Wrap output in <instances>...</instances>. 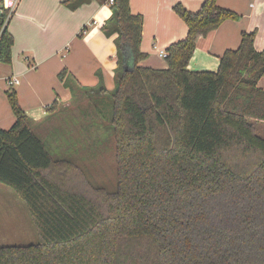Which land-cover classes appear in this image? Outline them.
<instances>
[{
	"label": "trees",
	"instance_id": "obj_1",
	"mask_svg": "<svg viewBox=\"0 0 264 264\" xmlns=\"http://www.w3.org/2000/svg\"><path fill=\"white\" fill-rule=\"evenodd\" d=\"M130 2L114 0L101 28L116 35L114 89L101 73L94 87L67 68L59 74L74 98L80 90L111 95L117 189L95 187L73 161L54 159L10 88L16 119L0 128V183L24 200L39 239L0 246V264H264V137L256 127L264 121V50L255 48L256 33L244 31L216 71L190 70L199 38L240 16L218 0L196 12L177 3L188 35L167 48L166 68L141 66L144 17ZM8 26L0 61L9 64ZM58 109L55 100L48 111Z\"/></svg>",
	"mask_w": 264,
	"mask_h": 264
},
{
	"label": "crops",
	"instance_id": "obj_2",
	"mask_svg": "<svg viewBox=\"0 0 264 264\" xmlns=\"http://www.w3.org/2000/svg\"><path fill=\"white\" fill-rule=\"evenodd\" d=\"M63 2L21 0L10 20L8 29L14 35L15 42L12 62L8 64L0 61V128L9 129L16 119L5 95L9 88L17 90L22 107L34 120V127L50 119L60 111V107L71 102L74 98L72 92L59 78L65 68L83 87L97 86L101 73L106 88L114 89L120 60L114 42L116 35L108 37L101 29L113 13L111 5L93 0L77 10H71ZM203 2L131 0L132 12L144 17L141 49L149 56L139 65L166 68V63L158 62L152 55L153 52L156 57L160 56L154 45L167 50L174 42L184 39L189 31L174 6L182 3L188 10L196 12ZM218 4L236 11L240 17L224 21L208 35L199 38L189 63L190 70L216 71L220 56L227 49L240 45L244 31L255 32V48L264 50V0H218ZM83 26L87 30L81 35ZM13 79L18 82L10 85L9 81ZM258 87L264 90V76L258 80ZM55 100L59 101V109L48 111ZM17 204H20L19 210L22 207L23 213L27 211V205L24 208L19 200L12 199L10 190L0 186V230L10 208Z\"/></svg>",
	"mask_w": 264,
	"mask_h": 264
},
{
	"label": "rangeland",
	"instance_id": "obj_3",
	"mask_svg": "<svg viewBox=\"0 0 264 264\" xmlns=\"http://www.w3.org/2000/svg\"><path fill=\"white\" fill-rule=\"evenodd\" d=\"M152 55L158 62L167 64L165 58L156 57L153 52ZM6 92L7 101L14 114ZM18 99L20 102L19 94ZM24 111L26 112L25 109ZM111 120V95L102 94L99 90L96 93L88 91V95L80 91L50 119L37 127L33 124V129L42 137L54 159L73 161L91 185L113 192L117 189L118 172ZM256 127L257 132L264 137V121L257 122ZM0 186L12 192V199H17L23 207L26 206L24 200L11 187L3 183H0ZM19 206L20 204L12 205L8 218L3 222L0 230L1 245L30 244L39 239L29 209L26 206L27 211L23 213L22 207L20 211Z\"/></svg>",
	"mask_w": 264,
	"mask_h": 264
},
{
	"label": "built area",
	"instance_id": "obj_4",
	"mask_svg": "<svg viewBox=\"0 0 264 264\" xmlns=\"http://www.w3.org/2000/svg\"><path fill=\"white\" fill-rule=\"evenodd\" d=\"M20 1L21 0H0V38L4 28L10 23V20L15 14ZM107 3L111 5L114 3V0H108ZM154 49L158 52L160 57H167V50L161 49L157 45H154ZM17 82V79H13L9 81V84L14 85Z\"/></svg>",
	"mask_w": 264,
	"mask_h": 264
}]
</instances>
